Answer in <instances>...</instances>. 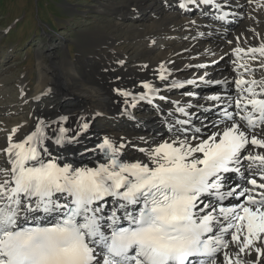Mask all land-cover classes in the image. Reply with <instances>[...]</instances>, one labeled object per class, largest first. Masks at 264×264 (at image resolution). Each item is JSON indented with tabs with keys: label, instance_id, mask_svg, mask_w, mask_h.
I'll return each mask as SVG.
<instances>
[{
	"label": "snow or ice",
	"instance_id": "1",
	"mask_svg": "<svg viewBox=\"0 0 264 264\" xmlns=\"http://www.w3.org/2000/svg\"><path fill=\"white\" fill-rule=\"evenodd\" d=\"M199 2L211 4L213 0ZM179 7L187 4L181 2ZM249 51L264 55V45ZM166 73L161 64V81L168 80ZM207 76L205 73L165 86L229 83ZM234 82L241 90L235 99V113L229 111L231 96L207 97L221 102L223 117L207 138H202V128L191 127L189 117L196 115L188 110L192 105L174 102L176 108L170 116H183L172 125L175 139L153 142L146 152L148 162H123L124 144L104 136L94 150L85 148L84 152L99 151L106 162L95 167L61 164L59 157L52 156L47 142L51 140L57 147L75 144L89 129V122H83L69 135L70 129L62 123L68 116L56 121L39 118L35 129L21 141L13 142L9 135L3 151L10 167H0V176L5 177L0 179V264H220L221 250L229 248L225 234L232 229L231 242L239 252L251 249L264 234V191H256L264 190V183L247 179L246 183L252 185L248 188L229 179L244 174L243 161L252 162L248 170L256 162L264 166V155L244 154L249 135L252 146L264 148V139L258 138V134H264V98H258L264 87L257 92L260 82L256 80L240 78ZM141 87L144 91L138 94L113 89L125 98L122 114L133 120L135 115L127 113V108L134 109L145 101L153 104L160 91L148 81H142ZM242 105L245 111L240 116ZM249 105L251 111H247ZM234 116L246 122V129H259V133L241 130ZM50 124H58V130L49 132ZM139 139L143 141L144 137ZM228 198L240 202L225 207L222 202ZM255 252L258 259L264 255L261 247ZM223 264H233L227 251ZM235 264L241 261L237 259Z\"/></svg>",
	"mask_w": 264,
	"mask_h": 264
},
{
	"label": "bare ground",
	"instance_id": "2",
	"mask_svg": "<svg viewBox=\"0 0 264 264\" xmlns=\"http://www.w3.org/2000/svg\"><path fill=\"white\" fill-rule=\"evenodd\" d=\"M134 1L135 4L130 7L120 6L118 8V12L120 13L118 14L124 17L126 13H129L127 16H130V18L134 20L133 23H141V21H143L141 24H144V27H149V29L147 28L148 30L145 31H136V42L138 45L143 46L145 56L143 58H137L131 62L128 58L130 53H127L125 46L120 45L124 41L121 42V40L112 37V42H108L113 43V47L110 50L111 55L105 54L104 57L100 59L102 67L98 70L99 75L97 76H100V81L98 83H92L88 80L86 74L79 73L75 68V65L72 62H68V68L66 67L67 77H65L67 79H73L80 87V90L77 92L73 91L78 95V101L60 106L55 109L53 116L45 115L46 110L37 107V111H41L39 116H43L41 118H44L46 121H56L54 119H56L58 115L68 116V121H63L62 123L64 126H72L69 135H72L75 131L79 130L77 127L78 123L81 120L86 122L85 116L88 117L87 122H89V127L93 129L91 130L93 132V140H90L87 135L83 133L77 138L78 143L70 144L65 147H57L51 140L47 142V146L51 151L52 156L59 157L61 164L70 163L73 167H95L99 163L106 162V158L103 157L102 153L99 151L84 152L85 148L94 150L96 145L101 143L104 136H109L118 143L124 144L125 147L121 152V159L123 162H131L135 160L148 162L147 154L145 158H132L128 154H131L130 152L132 151L137 152V148L145 147L146 149H149L154 146L153 142L159 144L164 140L175 139L173 130L164 129L169 123L175 122L176 118L183 119L182 114L179 113L176 114V117L170 116V113L176 108V104L174 103L176 101H179L181 106L192 105L188 110L196 115L189 117L193 122L191 127L202 128V138H207L208 135L216 131L214 125L219 120L217 117L218 115L212 114L211 117L207 112L202 110L201 107L197 106L205 105L206 101L214 108L219 109L221 102L208 100L207 97L212 95H230L225 93L223 89H219L212 93L208 91L209 89L202 91L201 88L204 83L194 85L184 84L183 87H166V84L171 85L174 82H184L190 79H197L205 73L208 74L206 79H214L215 81L227 79L229 85L232 87H236L234 81L240 78H243L245 81L256 80L260 83H264V55L259 51L246 55V53H251L249 49H259L264 45V31L262 30L263 23H261V20H264V0H238V3L235 2V6L233 3H227L225 5L226 10H234L235 8H238V12L244 17L243 22H240L235 29L230 28L231 30H226L228 28L226 23L224 21H218L217 15L214 13L211 14L207 20L202 16L196 15L189 19L182 14L181 10H177L179 7L174 8L170 5H163L164 7H162L158 0H147V3L145 4L144 0ZM177 1L178 5L182 2L181 0ZM93 8L98 12H106L107 4L99 3ZM152 10L158 11H156L157 13H150ZM142 16L144 17L141 18ZM131 21L132 20H130V22ZM130 26L131 28H136V25L131 24ZM115 27H117L118 30H123L120 29L122 26L119 24H115ZM248 37H253L252 41V38H250L251 43H249ZM155 40L163 41L164 45L158 48H151V44ZM100 45L102 46V44ZM237 48L243 49V51L237 53L234 51ZM127 59H129L130 63ZM121 61L123 63H120ZM161 64L167 69V81H161L159 79ZM45 76L46 71L39 67L37 82L31 97L37 98L45 89ZM117 77L120 79L117 80ZM142 81H148L154 84L160 91L153 104L148 103L146 108H143L145 111L141 110L138 114L139 121L137 120V122H140V124H137V126L140 127L139 129L135 127L130 128V130H119L118 127L113 130L109 128L96 129L97 126L94 124L90 113L94 107L89 105L88 108L82 110L78 106V102L83 103L84 101V104H86L90 100L97 106H106V109L115 108V110L122 112L123 108L126 107L124 104L125 98L118 96L113 89L124 88L138 94L144 91L141 87ZM168 89H172L173 93L169 97V100L165 102L168 108L163 111L161 107L165 100L159 99V96L166 94ZM188 93H193V95H187ZM67 95L70 94L67 93ZM171 100L172 102H169ZM140 103L142 102H139L137 107ZM223 103L224 106H228V101H224ZM232 103L233 99L231 106ZM156 105H159V108H156ZM231 106L229 107V111ZM130 110L132 111L133 108L130 107ZM39 111L37 113H39ZM84 111H87L88 113ZM230 112H232V110ZM0 113L5 112L0 111ZM220 117L222 118L221 115ZM234 119L238 122L237 118ZM157 120L160 123H158ZM32 121L31 123H28L26 119L14 121L10 126L15 127L21 125L20 129L15 132H13V130H6L5 145L8 143L9 135L12 136L13 142H16L23 140L28 134H30L35 129H33L35 123H32ZM50 126H52V124H50ZM53 127V130L48 131H57L59 125L53 124ZM143 127L145 130H141ZM241 130H246L252 134H258L260 131L259 129H253L250 131L243 126ZM89 131L90 130H87V132ZM190 135L191 133H189V136ZM140 137H144V140L141 141L139 139ZM121 138H123V140H121ZM258 138L264 139V134H258ZM5 145H3V147ZM128 146H131L132 148H127ZM6 147L7 145L4 148H1L2 151ZM125 148L127 150H124ZM249 152L252 155H264V148L252 146L250 144V135L249 145L246 146L244 154L247 155ZM242 163L248 179L252 178L255 171H260L262 168V166L259 165V162H256L253 164L251 170H248V165L252 162L243 161ZM0 167L9 168L10 164H8V162L5 163L3 159H0ZM4 178L5 177L0 176V179ZM244 234L245 233L243 232L240 234L241 239ZM230 235L231 233L227 235V241ZM229 246L232 247V243L229 244ZM234 246L235 250L231 258L233 264H235L237 259L241 261V264H264V255L258 259L255 252L256 247H261L262 251H264V234H262V239L254 242L251 249H246L243 253L239 252V248L236 244H234Z\"/></svg>",
	"mask_w": 264,
	"mask_h": 264
},
{
	"label": "rangeland",
	"instance_id": "3",
	"mask_svg": "<svg viewBox=\"0 0 264 264\" xmlns=\"http://www.w3.org/2000/svg\"><path fill=\"white\" fill-rule=\"evenodd\" d=\"M133 1L0 0V111L5 112L0 113L1 160L3 159L7 163L8 159L1 149L8 145V143L5 145L6 130H19L21 126L11 127L10 125L14 121L26 119L28 123H31L33 120L32 123L36 125L38 119L43 117L39 116L41 111L38 110L39 113H37V107L45 109V115L53 116L55 109L64 104L78 101V95L73 91L77 92L80 87L73 79L66 78L68 62H72L79 73L86 74L88 80L92 83H98L100 81V76H97L99 75L98 70L102 67L100 59L105 54L111 55L110 50L113 47V43L108 42H112V37L121 40V42L124 41L120 45L125 46L127 53H130L128 58L131 62L145 56L143 46L138 45L136 42V31H145L149 27H144V24H141L143 21L141 23H133L134 20L127 16L129 13H126L124 17L118 14L120 13L118 12L120 6L130 7L135 4V1ZM161 1L158 0L162 7H164V3L179 7L176 0ZM237 1L218 0L220 5L225 2L235 3ZM99 3L107 4L106 12H98L93 8ZM145 3H147V0H144ZM184 3L187 4V7L183 9H187V12L182 11L184 12L182 14L189 19L201 13H211H207V11L215 7H212L211 4L200 6L201 8L194 7V5L188 3V0H185ZM156 11L158 10H152L150 13H157ZM230 18L232 21L236 20L232 16ZM130 20L132 21L130 22ZM261 21L264 26V20ZM115 24L121 25L120 29L123 30H118ZM131 24L136 25V28H131ZM263 26L262 30L264 31ZM250 38H252L251 41L253 40V37H248L249 43H251ZM161 42L163 41L155 40L152 42L151 48L163 46L164 42ZM129 59H127L128 62ZM39 67L46 71L45 89L40 93V96L35 98L31 97V95L37 82ZM67 93L70 95H67ZM172 93L173 90L168 89L166 94L160 96H165L169 100ZM167 100L162 104L161 109L163 111L168 108L165 103ZM169 102H172V100ZM78 104L82 110L88 108L89 105L94 107L90 113L94 124L97 126L96 129L109 128L113 130L118 127L119 130H130L132 127L140 128L137 126V124H140V122H137V120L139 121L138 114L141 110L145 111L143 108H146L148 103L142 102L132 111L130 107L127 108V113H134L135 120L131 119L126 113L122 114L123 111L115 110V108L106 109V106H97L90 100L86 104H84V101L83 103L78 102ZM84 112L88 113L87 111ZM59 117L61 115H58L54 120H58ZM85 118L87 122L88 117L85 116ZM83 122L81 120L78 124ZM170 125L172 124L169 123ZM65 127L72 129L71 125H66ZM53 129V124L52 126L49 125L48 130ZM88 130L90 131L85 134L90 140H93V132L91 131L93 129L89 127ZM141 130H145V128L143 127ZM3 145L5 146L3 147ZM127 148L131 149L132 147L128 146ZM139 149L141 148H137V152L132 151L128 155L132 158H145L148 149L144 147L143 149L146 151L143 153ZM124 150L127 149L125 148ZM228 242L229 244L232 243L231 235L228 238ZM234 250L235 246L233 243L232 247L229 246L228 249H224L219 254L220 264H223V253L227 251L232 258Z\"/></svg>",
	"mask_w": 264,
	"mask_h": 264
}]
</instances>
